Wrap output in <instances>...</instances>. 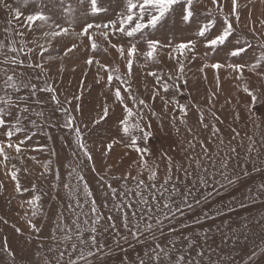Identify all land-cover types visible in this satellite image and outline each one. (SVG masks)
Instances as JSON below:
<instances>
[{"label":"snow or ice","instance_id":"1","mask_svg":"<svg viewBox=\"0 0 264 264\" xmlns=\"http://www.w3.org/2000/svg\"><path fill=\"white\" fill-rule=\"evenodd\" d=\"M254 2L210 0L212 7L201 13L199 6L204 0H24V7L0 0V10L8 14L2 29L5 35L0 39V174L4 177L0 179V196L9 206L17 200L21 210L16 222L0 215V224L9 226L18 238L21 253L17 260L7 236L0 237V264H51L47 258L40 260V250L49 240V252L62 247L56 264H64L65 253L67 264H220L210 256L204 259L206 250L210 252V229L193 233L182 230L228 217L258 202L264 193L262 182L255 191L248 189L242 198L232 195L218 207L204 209L216 198L238 190L250 176L246 167H230L239 155L232 142L240 132L231 128L229 147L225 148L223 133L217 126V122L224 123L215 110L222 72L224 80L233 81L237 92L245 94L247 119L257 127L264 119V31H260L264 19L257 26L251 9L242 19V9ZM243 28L251 37L242 35ZM77 68L82 77L95 70L92 88L99 87L105 101L99 110L92 105L95 115L87 123L82 120L90 99L85 80L80 79L76 91L63 100L56 87V76L62 78L66 71L75 73ZM207 70L213 72L215 89L206 104L182 103L180 98L189 91L190 80L206 81ZM249 73L257 77L254 86L247 78ZM224 103L231 104V98ZM192 108L199 115L198 124L211 132L212 139L207 142L187 126L186 117ZM205 113L210 117L207 122ZM113 118L117 126L114 137L86 139ZM166 119L178 134L177 122L183 125L191 139L184 148L187 166L174 164L172 157L166 156L167 168L160 180L159 165L146 157L153 154L155 126L163 131ZM234 120L239 122V112ZM53 130L60 133L55 139L78 160L76 166L61 165ZM38 135L47 140L38 149L47 153L42 162L28 154V142ZM249 140L252 143L246 161L253 154L259 157L255 141L252 137ZM90 142L98 144L97 150L105 158L102 173L95 165ZM120 143L138 154L132 162L137 165L135 175L131 171L117 174L113 171L116 163H108L107 158ZM197 143L198 155L194 154ZM210 143L217 144L216 151H210ZM28 160L41 165L40 176L50 181L55 195L36 194L35 183L31 189L23 185L21 176L28 172ZM82 165L99 178V200ZM62 167L68 169L63 178ZM252 171L260 173L264 169L254 165ZM145 172L147 183L141 178ZM110 173L111 179H107ZM12 182L13 193L5 195L7 184ZM197 186L204 190L199 198L193 193ZM61 189L69 201L66 207L71 213L70 223L64 212L58 211L49 235L42 236L48 221L42 196L64 201ZM189 214H195L190 222L183 219ZM21 221L23 228L18 226ZM177 221L178 227L169 226ZM251 223L264 228V215L254 222L245 218L240 228L228 231H224L229 225L225 220L223 228L217 226L216 231L222 232L223 242L238 243L242 235L247 239ZM176 233L180 235H173ZM106 234L111 236L110 244ZM165 235L169 240L162 244ZM148 244L151 246L144 248L142 256L128 257L130 249ZM194 248V258L186 255ZM258 258H264V248L251 252L248 264H257Z\"/></svg>","mask_w":264,"mask_h":264},{"label":"rangeland","instance_id":"2","mask_svg":"<svg viewBox=\"0 0 264 264\" xmlns=\"http://www.w3.org/2000/svg\"><path fill=\"white\" fill-rule=\"evenodd\" d=\"M14 4H18L21 7H24V0H9ZM212 5L210 0H204V3L199 6V11L201 13H206ZM251 9L252 19L256 22L257 26L259 25V20L264 19V4L260 3V0H255L254 3L248 4L247 8L242 9V19H244L247 15L248 10ZM8 18V14L0 10V39L4 38V33L2 29L6 25V20ZM260 31H264V29H260ZM188 35V33H185ZM242 35L247 37H251V34L248 32L247 28L242 29ZM31 38L30 36L28 37ZM253 43H256L253 40ZM258 54V53H257ZM223 56V53H221ZM35 60V55L33 56ZM94 69L89 70V75L87 77L81 76V69L77 68L75 73L68 70L64 73L63 77L56 76L55 79L57 81L56 87L58 93H62L63 95L60 98L63 100L65 96L71 95L77 89V85L80 79H84L85 82L89 86L90 90V99L89 102L85 106L84 116L82 120L84 122H89L91 117L95 115L94 112L91 111L92 105L96 106V109L99 110L100 104L105 102L104 97L101 95V89L99 87L92 88V75L94 73ZM53 72H55V68H53ZM193 73H196V69L193 68ZM196 76H199V73H196ZM222 76V88L221 93L219 95V99L216 102V109L217 115L224 120L223 124L217 122V126L221 129L224 139H225V148L229 147L227 144L228 139L232 135L231 128H236L237 131L240 132V137L237 140L232 142V146L237 147V152L239 155L233 160L230 164V167H236L238 164L241 167H246L249 172L250 176L244 181V185L241 186L238 190H233L229 192L222 198H216L211 202L210 205H205L204 209L209 207H218L222 201H227L232 195H236L239 198H242L243 195L247 192L248 189H252L255 191L262 182H264V171L260 173H255L252 171L253 166L260 167L264 169V119H261L259 123V127L256 126V123L252 120L247 119V109L244 107V99L243 97L245 94L238 93L236 88L233 85V81L231 80H224L223 76L224 73H221ZM247 78L249 79V83L251 85H255L257 81V77L253 74H247ZM189 91H186L185 97H181L180 100L182 103L188 104L191 102L192 104L199 105L203 107L208 99V95L211 91L215 89V78L213 72L211 70H207V80L204 79H195L192 78L190 80V84L188 85ZM237 96L241 97V102L237 103ZM231 98V104H225L224 101L227 98ZM157 101V105H158ZM239 112L240 120L236 122L234 120L235 113ZM207 122L210 117L207 116L205 113ZM199 115L196 112L195 108H192L188 116L186 117L187 126L192 127L200 140H204L207 142L208 140L212 139L211 132L209 129H204L198 124ZM178 127H180V133L178 134L171 126L168 124L167 119L165 120V125L163 131H160L159 125L155 126V139L153 140V154L151 157H146L149 159L151 163L158 164V178L162 180L166 168H167V159L166 156H170L173 159L174 164H180L187 166L186 155L184 148L187 146L188 140L191 139V136L185 131V127L183 125H179L177 122ZM116 123L113 118V121H110L108 124L103 125V128L91 134V136L86 137L87 140L90 141H100L101 139H107L109 137H114L116 135ZM55 144L54 146L59 151V159L61 165L70 163L73 166H76L78 160L72 158L71 153L68 149L63 148L61 141L55 139L57 136L60 135L59 132L53 130ZM249 137H252L255 141V147L259 152V157L256 158L255 154L250 159L246 161L247 155V148L252 141L249 140ZM47 143L45 137L36 136L33 140L29 141V155H36L37 161H43L47 156V153H41L38 149ZM89 149L92 152L94 157L95 165L99 172L104 171V164L103 160L104 157L101 156V151H98V144L97 143H89ZM210 151L217 150L216 143H210L207 145ZM32 149H37L36 152H33ZM200 153V146L199 143L196 144L194 154ZM138 154L133 152L129 148H125L123 143L117 144L110 154V157L107 158L108 163H116V168L113 170L117 174L126 173L131 171L133 175L136 174L137 165L132 163L134 160L137 159ZM56 162L53 161V166L55 167ZM28 168V172L23 173L21 176L22 183L25 187L31 189V185L35 183L37 185L38 192L36 194H42L44 192H48L51 195H55L50 188V181H46L43 177L40 176L42 171V167L39 163L28 160L26 161V165ZM84 168V172L87 175L88 181L96 194L97 199H100V181L95 173H91L87 167L81 166ZM239 170V169H237ZM211 171V169H210ZM68 169L61 168V175L62 178L67 175ZM107 179H111V173L106 177ZM147 181V173L145 172L144 175L141 177ZM0 179H4L3 175L0 174ZM190 183V182H189ZM13 184H7V192L5 195H9L13 193ZM191 186V184H190ZM181 191H183V187L181 186ZM203 189H200L198 186L193 189V193L199 198L200 193L203 192ZM25 196H28L29 193L25 192ZM61 195L65 196L64 201L57 199L52 201L48 196H42V204L43 210L48 214V221L44 227L43 232L41 233L42 236H48L50 233V228L52 227V220L55 219V215L58 211H63L66 217V222L70 223L71 213L68 211L66 204L69 202L67 201L66 194L64 190L61 189ZM18 201L13 200L12 204L6 205L3 196H0V215H5L11 222H16L18 219L17 212L21 211L18 206ZM200 209H198V212ZM261 215H264V193L261 194V198L258 202L251 204L245 209H239L236 213L230 214L228 217H220L215 221H207L204 225H195L193 227L185 228L182 231L184 233H193L196 230L201 228L210 229L211 230V237L212 239L209 240L208 246L210 248V252L206 250L204 259H208L209 256L212 260H219L220 264H248V256L253 251H258L260 248H264V228L260 225L251 223L249 225L247 239H244L243 235L241 236V240L238 243H233L231 240L227 242H223L222 240V232L216 231L217 226L223 228V223L225 220L229 222L228 229H224V231H228L231 228H240L243 223L245 222V218L248 221H255ZM195 214H189L185 216L183 219L185 221H191L194 219ZM180 221H177L173 225H169L170 227H178ZM117 225L119 227V221H117ZM18 226H23V222L21 221ZM121 232L123 229L121 228ZM165 232H167V227L165 228ZM7 236L9 244L12 249L17 252V260L20 258V248L19 242L16 235L13 233V230L6 225L0 224V237ZM173 235H180V233H176ZM106 241L110 244L111 243V236L106 234L105 237ZM194 239H199L198 237H194ZM169 240V237L165 235L161 237L160 242L166 243ZM52 246V242L46 241V247L40 250V260L43 261L45 258L51 261V264H56V257L58 256L59 250H62V247L57 251L49 252L48 247ZM151 244L148 245H138L135 249H130L127 252V255L130 259H135L137 255L142 256L143 250L145 247H150ZM199 247V244L197 245ZM121 256L124 253L120 254ZM190 257L196 256V249L194 248L190 253L186 254ZM74 258V256H73ZM3 259V256H0V260ZM69 257L68 254L65 253L64 257V264H67ZM7 264V262H5ZM257 264H264V258H258Z\"/></svg>","mask_w":264,"mask_h":264}]
</instances>
